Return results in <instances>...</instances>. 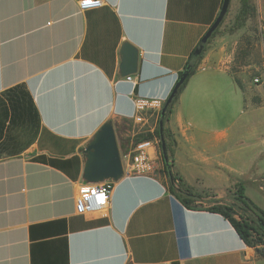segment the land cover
<instances>
[{
	"label": "crops",
	"instance_id": "0c3cea01",
	"mask_svg": "<svg viewBox=\"0 0 264 264\" xmlns=\"http://www.w3.org/2000/svg\"><path fill=\"white\" fill-rule=\"evenodd\" d=\"M102 1L83 12L79 0H0V264H264L208 210L239 187L264 210V75L239 74L227 38L207 44L166 123L172 172L197 208L171 193L155 149L153 178L97 184L112 187L107 209L77 215L96 133L112 123L121 157L154 134L159 114L136 125L133 99L170 96L224 2ZM254 5L264 29V0ZM125 43L140 51L131 81Z\"/></svg>",
	"mask_w": 264,
	"mask_h": 264
},
{
	"label": "water",
	"instance_id": "95a60500",
	"mask_svg": "<svg viewBox=\"0 0 264 264\" xmlns=\"http://www.w3.org/2000/svg\"><path fill=\"white\" fill-rule=\"evenodd\" d=\"M232 0H224L221 11L215 23L203 37L194 54L189 61L185 71L182 73L178 83L168 97L162 111L160 119L161 133L163 132V119L168 106L178 95L180 88L188 79L191 70L194 68L198 59L202 56L209 40L220 27L226 15L228 14ZM122 61L120 66V75L129 77L136 75L139 68L140 51L130 43H125L121 50ZM148 58L145 57V60ZM143 60L141 65L142 73L147 71V61ZM162 153L164 161L169 169V156L166 145L162 137ZM86 165L84 170V180L88 184H100L106 181L119 182L124 177V169L119 150L117 137L112 123L105 124L94 136L86 151ZM170 171V170H169Z\"/></svg>",
	"mask_w": 264,
	"mask_h": 264
},
{
	"label": "trees",
	"instance_id": "16d2710c",
	"mask_svg": "<svg viewBox=\"0 0 264 264\" xmlns=\"http://www.w3.org/2000/svg\"><path fill=\"white\" fill-rule=\"evenodd\" d=\"M253 0H241V10L237 17L239 23V28L246 25L247 21L253 17H257L256 7L252 3ZM229 12V11H228ZM227 16V15H226ZM226 18V17H225ZM225 20V19H224ZM223 20V22H224ZM222 22V24H223ZM220 27L213 34L209 42L218 35ZM208 42V44H209ZM206 49V48H205ZM205 51V50H204ZM204 53V52H203ZM194 54V53H193ZM203 55V54H202ZM192 58V57H191ZM202 56L198 59L194 68L191 70L190 75L183 86L180 88L178 95L175 97L173 102L166 109L164 119H163V132L161 133L160 119L161 114L158 119V125L154 134L140 135L136 138L135 142H139L145 139H152L154 137L158 138L160 141V150L162 153V137L164 139L167 153L170 160L171 144L169 139L171 137L169 130L166 128V123L169 120L170 114L173 110L174 104L177 101L180 93L187 84L189 78L195 73L198 63ZM191 60V59H190ZM182 75V74H181ZM163 156V153H162ZM164 158V157H163ZM166 165V173L170 180V191L171 193L186 207L197 208L194 205L201 197L194 195L183 180L174 175L172 172V166L169 161V169ZM170 170V171H169ZM232 202L227 204L217 203L216 205L209 207L208 210L213 213H218L229 220L232 226L235 228L241 239L250 247L257 248V252L264 256V251L260 249L264 246V210L259 208L255 203H253L246 195L243 187H239L232 195Z\"/></svg>",
	"mask_w": 264,
	"mask_h": 264
},
{
	"label": "built area",
	"instance_id": "2783aa9c",
	"mask_svg": "<svg viewBox=\"0 0 264 264\" xmlns=\"http://www.w3.org/2000/svg\"><path fill=\"white\" fill-rule=\"evenodd\" d=\"M102 6V0H79V7L83 12L99 9ZM127 79L131 81L132 77L129 76ZM254 82L259 84L260 79L256 78ZM167 99L168 97H135L133 99L135 107L134 123L144 125L147 120L146 115L150 112H156L160 116ZM155 149H160V141L156 137L134 142L130 151L121 157L124 177L153 178L157 170ZM111 190L112 187L109 183L82 185L76 199L77 215L86 217L102 214L109 205Z\"/></svg>",
	"mask_w": 264,
	"mask_h": 264
},
{
	"label": "rangeland",
	"instance_id": "374dc122",
	"mask_svg": "<svg viewBox=\"0 0 264 264\" xmlns=\"http://www.w3.org/2000/svg\"><path fill=\"white\" fill-rule=\"evenodd\" d=\"M252 3L254 5V0ZM239 13L235 14L230 5L217 36L227 38L233 43L234 67L239 74H245L251 79L261 78L264 75V29L257 17H253L244 27L239 28L237 21Z\"/></svg>",
	"mask_w": 264,
	"mask_h": 264
}]
</instances>
